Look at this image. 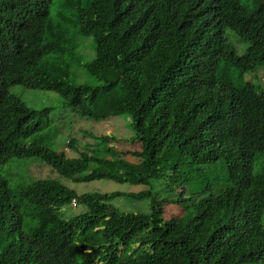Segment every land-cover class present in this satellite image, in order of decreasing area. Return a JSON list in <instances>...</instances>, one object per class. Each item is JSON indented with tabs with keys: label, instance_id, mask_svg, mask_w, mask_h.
<instances>
[{
	"label": "trees",
	"instance_id": "1",
	"mask_svg": "<svg viewBox=\"0 0 264 264\" xmlns=\"http://www.w3.org/2000/svg\"><path fill=\"white\" fill-rule=\"evenodd\" d=\"M52 2L0 0V166L37 158L74 183L151 188L79 195L39 179L13 191L0 175V264H264V90L226 79L230 67H264V0H62L54 18ZM226 30L248 43L242 55ZM77 36L94 41L84 68L95 87L70 83ZM14 85L54 92L81 118L127 115L141 162L95 135L78 158L46 147L45 111ZM176 157L220 163V174L196 183L187 171L173 185ZM123 196L150 199L149 210L119 211L111 201ZM73 199L87 213L62 211Z\"/></svg>",
	"mask_w": 264,
	"mask_h": 264
},
{
	"label": "rangeland",
	"instance_id": "2",
	"mask_svg": "<svg viewBox=\"0 0 264 264\" xmlns=\"http://www.w3.org/2000/svg\"><path fill=\"white\" fill-rule=\"evenodd\" d=\"M77 1L78 5L84 7L82 0ZM62 0H53L50 13L53 18L55 11L61 6ZM71 34L76 30L75 27L69 28ZM225 37L227 42L234 48L237 55H242L248 43L243 42L234 32L226 30ZM77 49L74 52L73 65L71 66L70 83L74 86L87 85L95 87L99 82L90 76L84 68V65L89 63L94 58V41L91 37L77 36ZM227 81L235 88H241L244 85L250 84L257 90H264V67L254 71L240 73L236 68L230 67L227 72ZM10 92L18 97L28 108L36 111H45V116H42L39 121L42 127V135L45 137L43 144L46 147L57 152H65L70 158H78L80 154L89 153L90 145L93 144L92 136H98L102 142L113 148H117L118 152L127 156L126 162L135 164L137 159L130 153L140 151L141 146L134 141L135 132L132 129L130 119L127 115L111 117L103 121H94L91 119L81 118L63 99L54 92L47 90H30L20 85H14L10 88ZM108 137V138H105ZM113 138V139H112ZM73 140L77 154L67 151L65 142ZM32 139L25 140L29 143ZM110 141V142H109ZM90 143V144H89ZM114 143H117L114 145ZM119 146V147H118ZM177 185L186 175L193 182L199 183L204 180L205 175H209L212 170L215 174H220L217 169H220L221 164L204 166L195 165L188 158L176 157ZM197 169V170H196ZM196 170V171H195ZM181 173V174H180ZM0 175L5 178L10 189L13 191L20 190L30 183L39 179H55L69 189L74 190L77 194L85 193H138L147 190L151 187L146 185H131L130 183H116L111 180H94L90 182L74 183L68 179L59 177L53 169L37 158H21L11 159L7 163L0 166ZM153 185V183H152ZM157 185V184H155ZM200 186L194 183L190 189H196ZM150 199L135 200L130 197L115 198L111 201V205L124 213L129 212H147ZM65 208L62 209V211ZM85 209L84 206H79L78 210L66 209L65 212L69 216L80 214ZM174 213V212H173ZM184 211H178L181 216ZM168 213L165 215L167 217ZM69 218L68 216H66ZM264 223V217H263Z\"/></svg>",
	"mask_w": 264,
	"mask_h": 264
},
{
	"label": "clouds",
	"instance_id": "3",
	"mask_svg": "<svg viewBox=\"0 0 264 264\" xmlns=\"http://www.w3.org/2000/svg\"><path fill=\"white\" fill-rule=\"evenodd\" d=\"M71 3H72V5L76 8V6H77V4H78V2L77 1H72V0H69ZM64 8H66L65 6H63V9ZM69 17H72V16H69ZM54 18V17H53ZM71 26H73V24L71 23L70 24ZM74 27V26H73ZM106 120V119H105ZM103 121V120H102ZM71 141L73 142V140L71 139ZM65 144H66V146H67V151H68V153L69 152H72L74 155H76L77 154V152H76V148L75 147H73V148H71V147H69L68 146V141H66L65 142ZM115 149V148H114ZM65 153V152H64ZM139 153H141V150L140 151H138V152H136L135 154H131L134 158H136L137 159V161H136V163L135 164H138V163H140L141 162V159H140V157L138 156V154ZM65 155H66V153H65ZM67 156V155H66ZM68 157V156H67ZM104 157L106 158V156L104 155ZM68 158H70V157H68ZM122 158H124L125 160H127L128 158H127V156H124V157H122ZM181 174V173H180ZM190 186H194V183L192 182V181H190L189 182V184L187 185V188H190ZM191 190H193V189H190V191ZM190 191L189 192H187V193H185L184 191H179V192H176L180 197H181V199L183 200V201H185V202H187V198L189 197V195H190ZM181 193V194H180ZM80 195V194H79ZM79 206H81V205H79L78 203H77V201L75 200V199H73L71 202H70V204H69V206L68 207H65V209L64 210H66V209H69V210H78V207ZM80 212H82V213H80V214H85V213H87V210L86 209H84L83 211H80ZM74 214H76V215H78L77 213H74ZM79 214V215H80Z\"/></svg>",
	"mask_w": 264,
	"mask_h": 264
}]
</instances>
